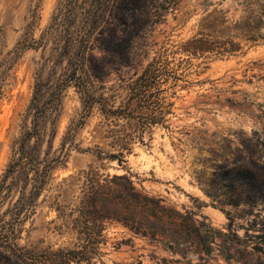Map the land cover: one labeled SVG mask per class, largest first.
Listing matches in <instances>:
<instances>
[{
  "label": "rangeland",
  "instance_id": "obj_1",
  "mask_svg": "<svg viewBox=\"0 0 264 264\" xmlns=\"http://www.w3.org/2000/svg\"><path fill=\"white\" fill-rule=\"evenodd\" d=\"M88 3L0 0V180L13 142L30 125L26 111L36 78L43 98L59 102L45 123L41 157L51 141L49 157L65 158L52 169L32 213L0 247V264H59L57 250L80 247L81 223L76 227L71 219L90 164L100 176L129 175L138 190L196 219L202 232L213 236L211 251L205 253L192 232L169 243L166 225L154 223L162 229L151 235L111 220L102 230L101 255L60 264H264V199L244 202L238 189L218 181L219 173L234 166L264 171V40L241 37L251 27L264 33V0L107 1L95 35L131 36L128 64H113L105 78L109 93L118 94L116 84L134 78L159 51L177 63L187 56L171 52L187 40L201 39L214 48L190 59V73L171 98L168 126H154L151 138L135 143L122 166L106 160L100 165L90 152L77 149L99 142L93 137L98 113L74 132L82 112L79 94L72 84L55 94L65 66L54 64L57 43L76 30L73 24L66 29V15H81ZM233 42L241 47L231 50ZM101 47L100 39L93 41V53ZM69 127L71 136L61 149ZM232 194L241 197L236 205L228 204ZM17 197L0 196V225L3 219L7 223Z\"/></svg>",
  "mask_w": 264,
  "mask_h": 264
},
{
  "label": "trees",
  "instance_id": "obj_2",
  "mask_svg": "<svg viewBox=\"0 0 264 264\" xmlns=\"http://www.w3.org/2000/svg\"><path fill=\"white\" fill-rule=\"evenodd\" d=\"M88 1L89 6L81 8V15H66V29L73 24L76 30L70 32L64 41L57 43L59 51L54 64L65 62V66L62 68L61 81L55 94L58 95L68 84H72L79 94L82 112L74 132L83 126L94 110L98 113L99 120L93 128V137L99 142L92 148L77 149L90 152L100 165H104L103 161L106 160L115 161L122 166L127 162V156L133 151L135 143L145 144V137L151 138L154 126H168L174 107L171 98L175 96L176 88L186 81L190 73V59L201 56L205 51H213L214 48L201 39L187 40L177 51L171 52L187 56L179 58L177 63H174L173 55V58L169 59L166 50L159 51L134 78L121 79L116 84L118 94L109 93L110 87L106 86L105 78L114 67L113 64H128L131 36H117L115 33L109 37L96 36L95 31L102 20L101 15L108 0ZM247 33L241 37L251 42L264 40V33H257L256 27H251ZM99 39L102 47L100 52L95 54L92 44ZM240 47V42H233L230 49L237 50ZM43 92L42 84L36 78L26 111L30 125L25 127L13 142L9 162L0 180V196L2 193L11 192L18 196L7 211L10 213L7 223L3 219V224L0 225V247L6 246L4 244L13 239L16 226L32 213L35 201L44 191L52 169L65 160L61 155L49 157L51 141L45 155L41 157L45 123L59 103L57 98L52 101L44 99ZM71 130L69 127L64 134L61 149L71 136ZM218 176V181L225 183L230 191L238 189V195L244 196V202L253 203L260 197L264 199V171L259 173L247 166H234ZM8 178H11V181L6 184ZM204 190L207 195L213 197ZM80 191L79 202L73 210L75 216L71 221L76 227L78 223L82 224H79L82 244L79 248L67 251L57 250L56 254L60 255L57 259L59 264L62 260L66 263L89 262L93 257L101 255L99 243L103 240L102 230L105 222L111 220L121 221L151 235L161 230L162 225H166L169 243H178L182 241L184 234L192 232L202 250L207 254L211 251L213 236L208 235L206 231L202 232L196 224V219L166 207L160 198L138 190L127 174L107 173L100 176L90 164ZM230 197V205H236L241 198L238 196L239 200H235L234 194ZM56 210L58 211V208ZM187 219L190 222H187ZM154 223L161 226L155 227ZM6 224L11 228L8 229Z\"/></svg>",
  "mask_w": 264,
  "mask_h": 264
}]
</instances>
